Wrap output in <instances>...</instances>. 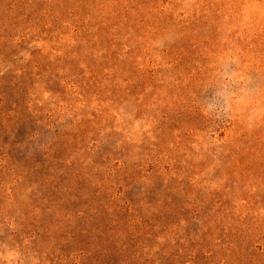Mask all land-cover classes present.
Segmentation results:
<instances>
[{"label":"rangeland","instance_id":"obj_1","mask_svg":"<svg viewBox=\"0 0 264 264\" xmlns=\"http://www.w3.org/2000/svg\"><path fill=\"white\" fill-rule=\"evenodd\" d=\"M0 264H264V0H0Z\"/></svg>","mask_w":264,"mask_h":264}]
</instances>
